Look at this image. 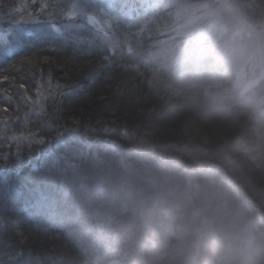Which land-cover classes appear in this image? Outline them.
Masks as SVG:
<instances>
[{
  "label": "trees",
  "instance_id": "16d2710c",
  "mask_svg": "<svg viewBox=\"0 0 264 264\" xmlns=\"http://www.w3.org/2000/svg\"><path fill=\"white\" fill-rule=\"evenodd\" d=\"M209 19L250 51L201 56ZM263 25L264 0H0V264H264Z\"/></svg>",
  "mask_w": 264,
  "mask_h": 264
},
{
  "label": "rangeland",
  "instance_id": "374dc122",
  "mask_svg": "<svg viewBox=\"0 0 264 264\" xmlns=\"http://www.w3.org/2000/svg\"><path fill=\"white\" fill-rule=\"evenodd\" d=\"M213 14H210V17H212ZM193 21V20H192ZM189 22L186 26H185V34H187L188 36L191 33H194V30L197 28H193V25L195 26V22ZM243 20L241 21L240 24H243ZM200 23V21L198 22ZM264 26V25H263ZM261 26L260 30H264V27ZM253 27V26H252ZM252 27L249 25L247 27V25H240L238 27H232L229 28L228 25L226 23H222L217 19H209L208 20V24L205 25L204 28H202V33H201V38L198 41V45L200 46V52H201V56L205 57L206 55L208 56V54L216 52L217 50L213 49V44L214 42H218L216 44H214V47H216L215 45H217V47H219L218 49L221 50V48L226 51V52H233L234 49H232L231 45L232 43L236 45V47L239 49V53L241 52V56L240 59L243 57V55L247 54L250 51V44L247 41V37L251 36V33H249V30H252ZM221 29V34H223V39L225 40H221V36L219 35L218 31ZM264 32V31H263ZM217 37V38H216ZM231 43V44H229ZM237 52V49L235 50ZM209 52V53H207ZM237 56L236 53H233V56ZM211 56V55H210ZM264 50L262 51V53H260V56H258V63L261 64L262 61H264ZM214 57H218L217 55H214ZM236 58V57H235ZM238 59V58H236ZM238 77L241 75V72L237 73ZM264 75L263 72L260 73V77H262ZM256 76V75H255ZM252 77L249 79L250 82H248L244 88L247 89L250 87V85H257L260 77ZM241 77V76H240ZM63 145L58 146L56 148V151L61 149ZM67 148H69V145H65ZM66 147H64V149L66 150ZM63 149V150H64ZM84 151L83 152H87L88 150H86V148L83 146ZM60 153V151L58 152ZM92 155H97V150H95ZM61 156L66 157V153L62 152ZM68 158H71V155H69ZM51 157L50 156H45V160L46 161H50ZM47 162V163H48ZM244 197V196H243Z\"/></svg>",
  "mask_w": 264,
  "mask_h": 264
}]
</instances>
